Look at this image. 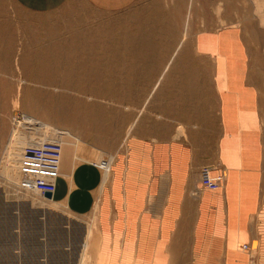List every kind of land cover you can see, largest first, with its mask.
I'll list each match as a JSON object with an SVG mask.
<instances>
[{"label":"crops","instance_id":"1","mask_svg":"<svg viewBox=\"0 0 264 264\" xmlns=\"http://www.w3.org/2000/svg\"><path fill=\"white\" fill-rule=\"evenodd\" d=\"M14 1L23 12L42 19L35 22V33L59 35L29 41L24 48L32 53H23L15 63L1 61L2 55L6 57L0 51V66L19 64L22 75L33 72L27 67H39L34 72L41 74L36 73L34 81L44 80L43 67L54 71L51 87L57 89L27 96L114 94L171 96L181 101L180 111L170 112L164 102V118L139 123L138 132L118 150L108 177L84 162L75 165L66 196L69 205L75 207L80 199L78 210L89 213L94 194L98 197V247L92 264H264V86L251 68L242 35L236 29L202 31L194 45L195 68L184 71L189 65L181 63L155 87L158 77L140 75L139 65L152 62L139 57L140 47L146 44L136 28L140 23L160 26L163 22L161 28L169 30L171 18L178 15L175 11L187 15L188 0H154L153 7L142 10L133 8L139 0H79L93 13L116 15L117 20H101L90 31L72 29L88 36L73 34L68 40L61 38V26L72 12L59 13L61 20L54 19L55 23L46 17L73 0ZM167 1L173 3L164 6ZM230 41L232 51L227 52L223 44ZM206 66L209 77L203 76ZM61 67L67 71L62 77ZM92 71L101 73L98 80L119 93L104 92L102 85L101 94H96ZM76 72L80 76L71 75ZM175 77L179 83L171 84ZM178 127L183 137L177 136ZM204 167L211 168L213 175L227 174L226 183L216 191L203 189ZM62 183L58 187L63 190ZM245 245L256 251L245 250Z\"/></svg>","mask_w":264,"mask_h":264},{"label":"rangeland","instance_id":"2","mask_svg":"<svg viewBox=\"0 0 264 264\" xmlns=\"http://www.w3.org/2000/svg\"><path fill=\"white\" fill-rule=\"evenodd\" d=\"M188 1L190 2L189 5H191V8H189L188 10L186 20H188V23H190V26L188 25L187 29L191 33L188 32V34H186L187 37L184 36V34L179 35L180 38L181 36H183L181 39H186L185 42L189 40L188 42L191 43L189 45L186 44L184 40H179L180 43L181 41L184 42L182 43V45L179 43L182 48L185 45L188 46V48L184 49L186 50L184 51L186 55L191 59L195 58L196 55H194L195 53L193 51L194 48L192 40H194L198 32L203 30V28H206L208 24L212 23L209 21L207 22L206 20L204 21V24L202 23V19H206L207 14L210 13L209 15H211V17H215L216 20L218 19L216 17L220 18L216 23L219 26L229 25L240 27L242 29L243 37L245 39V42L247 43L248 51L250 53L249 56L251 58L252 67L263 75H261V84H263L264 47L259 43V41H257L258 39L255 37L253 32L256 31L258 33L264 28L260 26L257 17L254 16L255 5L253 3V0H219L212 4V10H210V8L207 7V5H205L204 3L205 9L203 11V17L201 11V0ZM192 2L194 6L193 9ZM170 3H173V1H167L163 3V5L170 6ZM153 4L154 0H139L133 8L142 10L153 7ZM175 10L176 9H174V11ZM70 12H72V14L74 15L71 14L70 17L62 19L63 26H61V28L64 31L60 36H63L61 38L66 40L73 38L74 33L70 32L73 31L72 29H77L81 32H84V30L90 31L97 28L98 25L101 24V20H111L113 22H116L117 20V18H115L117 17L116 15L104 16L93 13L79 0H73L62 10L48 15L46 17V20L49 19L51 20V23H55V21L57 22L61 20L59 17H57L59 13H61L63 16H68ZM174 13H182V11H175ZM177 17L173 18L175 22L178 21L177 23H179L180 21L176 19ZM54 19L56 20L53 21ZM41 20L40 16H33L23 12L14 0H0V51L2 53L5 52L6 57V60H4V55H2L1 61H7L9 63H11V61L13 63H15L16 61L18 62L19 57L23 55V53H32L31 50L24 48L25 46H27L29 41H32L34 39L41 40V38H44L46 35L50 38L53 36H56L57 38L59 36L53 34L48 35L35 33V31L37 30L35 22ZM209 20L211 21V19ZM111 21H109V23H111ZM177 23L176 28L178 27ZM191 23L193 25L192 28ZM144 24L145 23H140V25L137 26L136 30H145L148 29V27H150L151 25V23L145 24V27L143 28L142 26H144ZM250 25L254 27H249ZM160 26H164V23L162 22ZM151 27L153 26L151 25ZM249 28L252 30H250ZM74 36H82L83 38H85L88 36V34L75 33ZM183 44L185 45L183 46ZM181 52L182 49L181 51L173 50L172 58H176ZM193 61H195V59ZM18 65L13 64L12 66H0V93L5 95V99L6 96H8L7 99H10L9 97L12 93L11 90H14L15 86L17 88L21 83L22 91H26V88H28V90H33V92L29 91V94L42 92L39 91L40 89H43V85H41L42 83L40 81H34L35 79H38V76L28 72L26 75L20 74V77V71H17L19 69ZM38 68L39 67L33 66L29 68L27 67V69H30V72H34ZM4 69H7L8 71L3 72ZM64 73H67V71L64 67H61V77ZM92 73L95 72L92 71ZM93 78H96V76H92V79ZM24 80H26V82ZM160 80H162V78L158 79L156 85L161 82ZM179 81L180 78L175 77L173 78L171 84H178ZM52 85L53 83L49 85V89ZM55 85H57V83H55ZM37 98L38 97L29 96V98H27L28 102L25 105H23L22 103L20 112L24 114L27 113L26 115H31L33 117L36 116V118L38 117L39 119H42L44 117L45 119V116H52L51 104L53 103V100L49 99H59L57 102L55 101L56 103H53L55 107H57L58 105H62L63 102L75 100L72 97H46L43 98L46 99L45 105L43 106V108H39V105L37 107L31 105V101H35L34 99ZM78 99H81L83 102L87 101L86 98L84 99L78 97ZM103 99H105V101H102L100 99L99 101L104 104L107 117L105 116V122L103 121L102 123L105 128H110L109 132L107 133V140L103 141L104 144L102 142L100 143L97 140L94 141L89 138L88 132L91 130V126L89 124H76L75 126H73L74 129L71 130L70 128H67L64 124H62L57 118L56 120L49 118H46L47 120L45 119V121L43 120L44 122L49 121L48 123H51L52 127H58L63 131L68 132V129L70 133H72L71 135H74V137H71V140L73 141V144H75L76 153L79 158L76 164L80 163L79 161H81L84 162L85 165L88 164L93 167L95 164L108 161V163H106L107 166L105 165L104 167V171L102 173L101 170L99 171L102 174V177H108L110 172H112V167L114 165L116 158L115 156L118 150L124 147V143L128 138L138 132L139 123H145V121H158V119L162 118L163 114H161V111L163 110L162 104H164V102L166 106L168 105L170 112L181 110L180 98L171 96L164 99L157 97H144L140 98L139 102L137 99L134 103L128 101V111H120V113H118V107H115V102H119L120 98H117V101L115 98L111 97ZM17 100V97H13V106ZM184 103L185 102L182 101V104ZM131 104L133 106L136 105V107H132ZM184 106L185 105H182V108L185 110ZM77 108V115L80 114L84 117V115H82L84 113V107L82 108L80 106ZM9 116L10 120H12V115L10 114ZM12 124L13 122L11 121L7 131V138ZM179 127L177 128V130H175V132H177V136L180 135L181 137H183L185 133H182L184 131L182 129L179 130ZM19 131L23 132V135H19L20 137L16 139V142H14V144H12L13 146L11 145L10 149H8L6 156H8V153L15 147L16 150H21V148L23 150L24 145L22 144H24L26 138L28 140H36L34 136H32L33 132L31 130L21 129ZM29 132L32 134H30ZM76 136H79L80 139ZM2 138L3 136L0 138V264H92L94 259L93 255L98 247V233L96 224L98 197L96 193L94 194L91 208L88 211L89 213H83L82 211L78 210L79 206L82 205L80 199V204L77 202L75 207L73 205H69L66 194L63 193L65 192V187H62V190L57 186V188H59L57 194L53 192V194L48 195L50 196L48 198L37 194L33 190L34 182L32 175H26L25 172L22 171L23 165H21L20 163L16 164V166L20 165V170L19 174L17 175V179L15 180V184L9 185V182L5 177L8 169L7 160L3 156L6 142ZM81 139L83 141H81ZM32 143L30 144L31 146ZM37 146L38 147L35 151L32 150L31 147L26 149V146H24L26 150L24 149L21 154L24 155V157L26 156L25 158L29 159V156L38 154L37 150L38 148H40V143ZM95 147L97 149H95ZM23 182H28L29 188L23 187ZM49 182L53 185V181L51 180V178ZM58 183L59 182H57V185ZM54 184L56 185V183ZM224 186L222 188H224ZM61 192L63 194H61ZM245 246H247V248H245ZM245 246L243 247L245 250H249L251 252L256 251V247H253L252 249V247L249 245Z\"/></svg>","mask_w":264,"mask_h":264},{"label":"bare ground","instance_id":"3","mask_svg":"<svg viewBox=\"0 0 264 264\" xmlns=\"http://www.w3.org/2000/svg\"><path fill=\"white\" fill-rule=\"evenodd\" d=\"M217 1H219V0H201L202 17L204 16V14H203V11L205 9L204 3H205V5H207V7L210 8V10H212V8H211V7H213L212 4H214ZM253 3L255 5L254 16L257 17V20H258L260 26H262V28H264V0H253ZM175 9H176V7H175ZM177 14H178L177 15L178 17L176 19H178L180 22L177 23L178 21L176 20L177 22H175V20H174L175 17L172 18V20H171L172 22H170V25L168 24L169 26H167V28L169 30L163 29V28H161V26H159L158 24H155V23H154V25L151 24L153 27H151V25H150V27H148V29H145V30L138 29V30H136L137 34L140 37V41L142 43L146 44V45H143V46L140 47V56L139 57L142 58L141 61H146L147 60L146 62H148V63L152 62L150 64H140L139 65V68L141 70V74L140 75H142V77L143 76H145L147 78H151V77L152 78H156V77H158V79H161V78L163 79L164 77H166V75H170V74L172 75L176 70H178L177 67L181 63H184V65H186V64L189 65L186 68H182L184 71H188V70H191V68H195V66H192V64H194L197 61L196 58L198 57V51H197V49L194 48V45H195V42H196V37L198 35L202 34L201 33L202 31L219 32V31H222V30L223 31L224 30L227 31V30L236 29V31H238L242 35L243 42H244V47H245V49L247 51V43L245 42V39L243 37L242 29L240 27L229 26V25L219 26L216 23H217V20L219 21L220 18L216 17V18H218L216 20L215 17H213V16L211 17V15H209L210 14L209 13V14H207L208 18L207 17H206V19H204V18L202 19L201 18L202 19V23L204 24L205 20L207 22L209 21V22H212V23L208 24L209 26L207 25L206 28L202 27L203 30L198 32V34L196 35L194 40H192V44H193V48H194L193 51L195 53L194 55H196L195 58H194L195 61H193L194 59L189 58V56H187L186 53L184 52V51H186L184 49L188 48V46L183 44V46L184 45L185 46L182 48V46L179 45V43H180L179 40L183 37V36H181V38H180L179 35L180 34H184V36H186V34H188V32H190L187 29L188 28L187 26L188 25L190 26V23H188V20H186L187 19L186 16L188 15V12H187L186 16L185 15L182 16L183 13H177ZM209 19H211V21ZM155 22H157V19H156ZM176 23L178 24L177 28H176ZM192 26L193 25L191 23V28H192ZM142 27L144 28L145 24ZM249 27H254V26L250 25ZM175 29H179V30L176 31ZM186 29H187V31H186ZM250 30H252V29H250ZM253 33H254L255 37L258 39L257 41H259V43L264 47V29L261 30L258 33L256 31H254ZM165 36H167V37L165 38ZM181 40H184V39H181ZM185 41H186V39L184 40V42ZM188 41L189 40H187V42H185V43L190 45L191 43L188 42ZM184 42L181 41L180 44L182 45V43H184ZM222 44L223 43H221V45ZM149 45H151V46H149ZM223 46H224V48H226L227 52H231L232 51V47H233V42L230 41V42H228V44L224 43ZM258 46H260V45H258ZM224 48H222V49H224ZM181 49H182V52L179 53V55L176 58H172L173 57L172 56L173 50L174 51H179V50L181 51ZM253 53H254V51H253ZM249 55H250V53H249ZM52 56H53V54H52ZM53 57H55V56H53ZM174 60H175V62H174ZM250 60H251V58H250ZM73 68H75V67H73ZM251 68H252V66H251ZM43 69H45V70L44 71L42 70L43 74L41 75V77H43L44 80L40 81L42 83L41 85H43V89H40L39 91H42L41 93H47V92H49V85L52 84V81H53V76H54L53 73H54V71L52 73V68L51 67L48 70H47V67H43ZM208 70H209V67H207V66L204 67V73H203L204 77H209L210 76V73H209ZM252 70L256 74L258 73V76L262 75L261 73L255 71L254 69H252ZM17 71L18 72L20 71V67H19V69ZM32 73L35 75L38 72H32ZM77 73L78 72H76L75 74H71V75L80 76V75H78L79 73L78 74ZM20 74H21V72H19V75ZM38 74L40 75L41 73H38ZM109 74L111 75L112 72L109 73ZM101 75H102L101 73L91 75V76H96V79H97V80L92 82L94 84V88H92V89L95 90L94 92L96 94H101L100 91L102 90V85H105L104 92L111 93V94H113V93L116 94L119 91V89H118V91H116V88L111 87L110 83H103L102 84L101 80H98V78ZM188 75H190V73H188ZM81 76H86V75L85 74H81ZM20 77H21V75H20ZM18 80H17V82H18ZM24 81L26 82V80H24ZM24 81H22V82H24ZM160 81L161 82L158 85H156V83H155L154 86L158 87V86H160L161 84L164 83V81H162V80H160ZM21 84L18 85L17 88L15 86L14 90L13 89L11 90L12 93L10 94V97H9L10 99H7L8 96H6V99H5V95L0 93V135H1L0 138L3 136L2 139L5 140V142H6L5 143V149H4V152H3V154H4L3 156L7 160V166H8L7 167L8 168L7 169V173L5 175L6 180L9 182V185L10 184H15V180L17 179V175L19 174V170H20L19 169L20 165L16 166V164L20 163L21 165H23L22 171L25 172L26 175H32L33 182H34L33 190L37 194H40L41 196H43V197L45 196L47 198L50 197L48 195L49 194H53V192L57 194V192H58L57 182L62 180L63 183H62L61 187H65V194H66V196H68V192H69L68 188L71 187V179H72L71 177L73 175V171H74L76 162L79 159L78 156H77V153H76L75 144H73V141L71 140V137H74V135H71L72 133H70V131L68 129H67L68 132H66V131H63V130L59 129L58 127H54V126L52 127L51 123L50 124L48 123L49 121H47V122H44V121H45L46 118L47 119L48 118L49 119H54V120H56V118H57L58 120H60V122L62 124H64L67 128H70L71 130L74 129L73 126H75L76 124L77 125H79V124H89L91 126L90 127L91 130L88 132L89 138H91L94 141L97 140L100 143L102 142L104 144L103 141L107 140V133L109 132L110 128L109 127L105 128L103 123H102L103 121L105 122V116L107 117V115H106L105 106H104V104L102 102L99 101V99L102 100V101L103 100L105 101V99H103V98H108V97H105V96L104 97H100L98 95H96V96L92 95V96L79 97V98H84V99L86 98L87 99L86 102H83L81 99H78V97H72L75 100L63 102L62 105H58L57 107H55L53 105V103H56L59 99H53L52 98V99H49V100H53V103L51 101V103H52L51 104L52 105L51 109L52 110L50 109L52 111L51 112L52 116H50L51 118L45 116V119H44V117L42 119H39L38 117L36 118V116L33 117L31 115H26L27 113L24 114V113L20 112L22 103H23V105H25L28 102L27 98H29V96H27L26 94L30 91V90L28 91V88H26V91H22ZM78 84H81V83H78ZM38 85H40V84H38ZM155 87H154V89H155ZM55 89H57V88L56 87H54V88L51 87L50 88V90H55ZM67 89H69V88H67ZM85 90H86V88H83V90H81V92L85 91ZM261 90L262 89H260V91ZM72 93H74V91ZM80 95L81 94H79V96ZM13 97H17L18 98V100L14 103V106H13ZM33 97H35V96H33ZM36 97H38V98L34 99L35 101H31V105H33L34 107H37L39 105L38 106L39 108H41V107L43 108V106L45 105V102H46V99H43V98H46V96H36ZM110 97L111 98H115L116 101H117V98H120L119 102H115L116 103L115 107H118V109H119L118 113H120V111L121 112H123L125 110L128 111L127 110L128 107H129L128 101L131 102V103H134L137 99H138V102H139V99H140L138 97H133V98L115 97L114 94H113V96H110ZM40 98H42V99H40ZM68 98H71V97H68ZM86 103H88V104H86ZM80 106L82 108L84 107V113L82 114V115H84V117L81 116L80 114L77 115V113H78L77 112L78 111L77 107H80ZM131 106L132 107H136V105L133 106L132 104H131ZM262 110H263V108H262ZM10 114L12 115V120H10V116H9ZM11 121L13 122V124H12L11 130H10L8 138H7V131H8V128H9V125H10ZM21 129L22 130H31L33 132V134L30 133V132L29 133L32 134V136H34V138L36 139V140H34V139L28 140L26 138L24 144H22V145L26 146V149L31 147V149L35 151L37 149V147H38L37 145H39V143H40V148H38V150H37V152L39 154L40 150L44 146V144L56 143V144H58L61 147V154H60V160H59L60 162H59V169L58 170H56V171H47V170L42 169L40 167V164H38L37 162L28 161L25 158L26 156L24 157V155L21 154L24 151V149H25L24 146H23V148H24L23 150H22V148H21V150H19V149L16 150L15 149L16 147H15L13 150H11L8 153V156H6L7 151H8V149H10L11 145L14 144V142H16V139H18V137L23 135L22 134L23 132L19 131ZM26 135H27V133H26ZM76 137L80 139L79 136H76ZM76 137H75V139H76ZM81 141H83V140L81 139ZM25 143H26V145H25ZM31 143H32V146L30 145ZM95 149H97V148L95 147ZM106 163H108V161H104L102 163L95 164L94 166H95V168L98 171L101 170V173H102L104 171V167H105ZM50 178L53 181V186H55L54 191H52V192L49 191L47 188H45L47 186L52 185L49 182ZM54 183H56V185ZM12 189H14V188H12ZM13 197H12V199H13Z\"/></svg>","mask_w":264,"mask_h":264},{"label":"built area","instance_id":"4","mask_svg":"<svg viewBox=\"0 0 264 264\" xmlns=\"http://www.w3.org/2000/svg\"><path fill=\"white\" fill-rule=\"evenodd\" d=\"M61 154V147L56 143L44 144L41 148L40 153L36 155L29 156L28 161L37 162L40 167L47 171H56L59 169V160ZM226 180L224 172H218L216 175L212 174V169L206 167L201 171V187L203 189L216 191L220 188ZM22 186L29 188L28 182H23ZM49 191H54L55 186L50 185L45 187ZM247 248V246H245Z\"/></svg>","mask_w":264,"mask_h":264}]
</instances>
